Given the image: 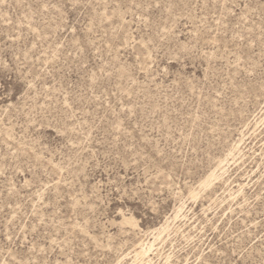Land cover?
<instances>
[{"label":"rangeland","instance_id":"obj_1","mask_svg":"<svg viewBox=\"0 0 264 264\" xmlns=\"http://www.w3.org/2000/svg\"><path fill=\"white\" fill-rule=\"evenodd\" d=\"M0 264H264V0H0Z\"/></svg>","mask_w":264,"mask_h":264},{"label":"bare ground","instance_id":"obj_2","mask_svg":"<svg viewBox=\"0 0 264 264\" xmlns=\"http://www.w3.org/2000/svg\"><path fill=\"white\" fill-rule=\"evenodd\" d=\"M208 182H209V180L206 179V180H205V183H208ZM123 219L125 220V222L130 223V224L136 226V223L133 221L132 218H130V217H128V218L123 217ZM137 254H138V255H146V251H145L144 249H141Z\"/></svg>","mask_w":264,"mask_h":264}]
</instances>
